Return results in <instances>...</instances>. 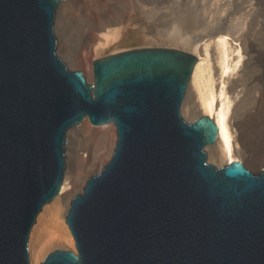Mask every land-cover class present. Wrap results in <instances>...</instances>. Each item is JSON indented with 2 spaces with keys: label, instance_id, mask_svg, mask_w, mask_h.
<instances>
[{
  "label": "water",
  "instance_id": "1",
  "mask_svg": "<svg viewBox=\"0 0 264 264\" xmlns=\"http://www.w3.org/2000/svg\"><path fill=\"white\" fill-rule=\"evenodd\" d=\"M61 1L0 0V264H31L29 232L84 119L112 122L114 148L70 197L75 250L38 264H264V167L212 162L213 118L181 113L197 56L125 48L94 58L89 82L58 53Z\"/></svg>",
  "mask_w": 264,
  "mask_h": 264
},
{
  "label": "bare ground",
  "instance_id": "2",
  "mask_svg": "<svg viewBox=\"0 0 264 264\" xmlns=\"http://www.w3.org/2000/svg\"><path fill=\"white\" fill-rule=\"evenodd\" d=\"M68 1L62 0L59 7L62 6L56 11L64 29L66 20L73 17L70 6L66 5ZM77 1L73 18H77L80 40L78 44H73L68 41L66 31L61 35L64 44L59 51H63L62 54L68 56L69 61H74L81 44L95 53L116 45L137 44L145 36L141 35V30L144 34L153 32V5H150L148 16L143 18L135 0H132L129 8H124L126 2L119 0L117 7H121L120 15L107 21L100 9L99 21L95 24L89 12L90 0ZM197 1L174 0L169 11L163 12L164 22L171 31L168 37L172 38L181 30L183 38L175 34V39L183 42L186 50L197 56L181 103V113L185 117L182 112L185 103V108L193 115L207 114L213 118L217 125V137L206 146L212 162L221 165L245 157H258L260 161L262 158L258 154L264 151V122L255 125L253 119L256 115L264 118V0H212L207 9L206 5L204 9L198 6L202 11L195 6ZM165 23L161 25L165 26ZM91 28L96 30V34L90 33ZM256 62L258 66L255 68ZM108 126L113 129L111 123L101 127ZM80 134L88 139L91 132L83 128ZM72 155L80 156L79 152ZM71 180L69 174H64L59 193L50 204H44L36 216L27 244L31 264H38L44 251H47L42 242L47 228H52L56 237H67L63 222L73 195L69 191ZM37 251L40 256L36 257Z\"/></svg>",
  "mask_w": 264,
  "mask_h": 264
},
{
  "label": "rangeland",
  "instance_id": "3",
  "mask_svg": "<svg viewBox=\"0 0 264 264\" xmlns=\"http://www.w3.org/2000/svg\"><path fill=\"white\" fill-rule=\"evenodd\" d=\"M122 1L126 2L125 5L123 6L124 8H127V7L129 8L130 3L132 2V0H122ZM173 1L174 0H135L138 12H140L141 17L143 18H146L148 16V10L150 8V5L154 6L153 14L155 15H153V18L155 17L154 18L155 22L153 26V32H151L150 34L149 33L144 34V32L141 30L140 31L142 32L141 35H145V36H142L140 40H138L139 42L137 44L135 43L136 45L135 44L130 45V46L129 45H125V46L116 45V47L114 46V47H109L106 49L103 48L101 49L100 52L97 51L98 53L97 52L94 53V51L90 50L88 46L81 44V46H78L77 54L75 55L74 61L72 62V61H69L68 56L62 54L63 51L62 52L59 51L62 49V45L64 44L61 38V35L64 31L68 33L67 37L70 43L78 44V41L80 40V39L78 40V38H80V34H79L80 32H78V30L80 31V29L79 27H77L78 26L77 18L76 17L73 18L75 16L74 9L76 8L78 1L69 0L66 3V5L67 7L70 6L69 7L70 13H71V16L73 17H70L66 20L65 29L63 25H61V22L58 20V14H56L57 17L54 23L55 31H56L57 38H58V46H57L58 53L63 57V59L68 65H70L71 67L80 68L85 74L87 81L91 82L93 79L92 62H93V59L98 56H101V55H104L110 52L118 51L121 49H125V48L135 47V46H172V47H177V48L186 50V47L184 46L183 42H181L178 39H175L174 37L175 34H177L179 38H183L184 35L181 32V30H179V32H181L182 34L177 32L174 35L172 34L173 35L172 38L171 36L168 37V35H171V31L169 27H167L168 26L167 23L164 22L165 17L163 16V12L169 11V8H171L172 6L171 3ZM198 1L195 2V6L197 7L198 11H202L200 10L201 7H203L202 9H204L206 5L205 9H207L210 6V4H212V0H207V3H206V0H204L203 2L201 1V3H204V5L201 4L200 1L199 2ZM89 2H90L89 12H91L90 14L91 18L95 24H97V22L99 21V10L100 9L103 12V16L107 21H109L111 17H117L120 15L121 7L119 6L120 9L117 7L119 0H90ZM160 6L163 8L160 9L159 8ZM198 6H201V7H198ZM160 11H162V13ZM160 20L161 22H159ZM162 23H165L164 24L165 26L161 25ZM95 26L96 25H94V27ZM89 31L92 34H96V30L94 28L93 29L91 28V30ZM254 66L255 68L258 66L257 62L254 64ZM185 106L186 104L184 103L182 107V112L185 115V117L188 120L196 117L195 115H193L192 112H190L187 108H185ZM263 122H264V118L259 117L258 115H256L255 118L253 119V123L255 125H260V124L262 125ZM108 124L110 123L103 124V125H108ZM111 124L113 126L112 127L113 129H111L110 126L101 127L103 125H93L87 119H84L79 124H77L76 127H73L69 130L68 141L66 145L67 171L65 174H69L71 176L72 184H70L69 186V191L72 194L81 191L84 180L89 175L98 171L110 157L112 150L114 148L115 140H116L115 127L112 122ZM83 128H87L91 132L90 138L85 139L83 135L80 134V130ZM73 152H79V155H80L79 158L72 155ZM258 155L260 156V158H262V160L259 161L258 157L257 159L251 158V157H245L242 160L252 170H258L260 167H264V165H260L264 163V151L261 150ZM209 159L211 160V154H209ZM50 202H52V200ZM50 202H48L47 204H50ZM63 223L65 226V230L67 232V237L63 239L62 237H59V236L56 237L52 233L53 231L52 228H47V230L43 233L42 242L45 244V247H47V251H44V255L49 250L54 249V248H60V247L75 250L74 241L69 232L67 224L65 223V221ZM36 253H35L36 257L40 256L38 251ZM42 258H40V260Z\"/></svg>",
  "mask_w": 264,
  "mask_h": 264
}]
</instances>
